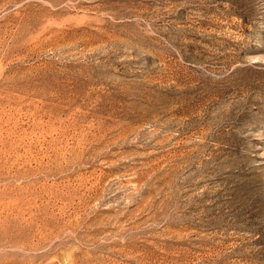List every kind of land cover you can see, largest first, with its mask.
<instances>
[{
	"label": "rangeland",
	"instance_id": "obj_1",
	"mask_svg": "<svg viewBox=\"0 0 264 264\" xmlns=\"http://www.w3.org/2000/svg\"><path fill=\"white\" fill-rule=\"evenodd\" d=\"M0 264H264V0H0Z\"/></svg>",
	"mask_w": 264,
	"mask_h": 264
}]
</instances>
